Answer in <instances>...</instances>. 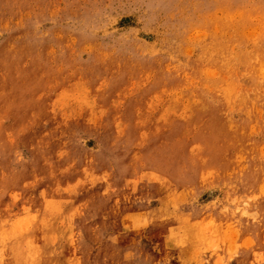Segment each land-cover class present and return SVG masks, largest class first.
<instances>
[{
	"label": "rangeland",
	"instance_id": "obj_1",
	"mask_svg": "<svg viewBox=\"0 0 264 264\" xmlns=\"http://www.w3.org/2000/svg\"><path fill=\"white\" fill-rule=\"evenodd\" d=\"M6 263L264 264V0H0Z\"/></svg>",
	"mask_w": 264,
	"mask_h": 264
},
{
	"label": "bare ground",
	"instance_id": "obj_2",
	"mask_svg": "<svg viewBox=\"0 0 264 264\" xmlns=\"http://www.w3.org/2000/svg\"><path fill=\"white\" fill-rule=\"evenodd\" d=\"M10 253V252H9ZM46 253H47V251H46ZM48 254V253H47ZM24 258V257H23ZM21 259V258H20ZM41 259V258H40ZM39 260V259H38ZM21 261V260H20ZM36 261V260H35ZM33 262V261H32ZM29 263V262H28ZM7 264V263H6ZM10 264V263H9ZM12 264V263H11Z\"/></svg>",
	"mask_w": 264,
	"mask_h": 264
}]
</instances>
